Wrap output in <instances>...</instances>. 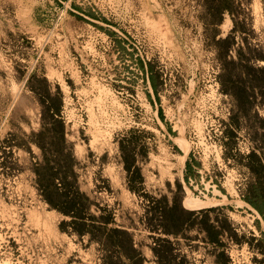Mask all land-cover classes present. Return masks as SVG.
<instances>
[{
  "label": "rangeland",
  "instance_id": "1",
  "mask_svg": "<svg viewBox=\"0 0 264 264\" xmlns=\"http://www.w3.org/2000/svg\"><path fill=\"white\" fill-rule=\"evenodd\" d=\"M225 2L0 0V264H138L137 252L142 264H218L222 250L221 264H264L260 215L243 198L245 157L264 145V0H232L235 20ZM45 81L90 203L81 234L38 188ZM174 200L220 208L223 249L193 241L200 214L193 226L163 218Z\"/></svg>",
  "mask_w": 264,
  "mask_h": 264
},
{
  "label": "trees",
  "instance_id": "2",
  "mask_svg": "<svg viewBox=\"0 0 264 264\" xmlns=\"http://www.w3.org/2000/svg\"><path fill=\"white\" fill-rule=\"evenodd\" d=\"M219 11L221 13H229L232 17L235 15L234 4L232 0H226L224 4L220 6ZM234 19V17H233ZM235 20V19H234ZM230 36L225 37L220 42H227ZM264 70V69H262ZM46 89L41 95L42 97V117H41V126L42 129L38 133L39 137V147L43 151V164L38 168L37 174L39 179L38 188L43 195L45 201L50 208H54L59 212H62L65 215H69L72 218L71 224L74 226L76 231L81 234L84 232L86 224L85 211H87L86 203L88 198L81 192L78 182H77V173L73 167V158L71 153H66L65 151V142H66V125L64 120L61 117L62 113V101L56 93L53 95L50 89V85L47 81ZM152 83L154 89H156V83L154 77H152ZM225 91V90H224ZM223 91V92H224ZM237 102L239 104V99ZM249 99V98H248ZM247 103H252L248 101ZM237 125V122H234ZM51 135V142L47 143L48 148L45 144V138ZM229 140L225 142V145H232L231 150L236 149V142L233 141L234 133H227ZM264 145L258 146L259 152L254 149L245 157L248 160V172L253 176L254 182L247 183L245 190L243 191L244 201L248 202L255 210H257L264 219ZM124 163L126 170L132 172V163H130L129 157H124ZM59 179L60 182L56 183L55 181ZM172 206L166 211L164 208H160L163 218L165 216H170V223H177L182 221L183 216H189L192 220L193 216L197 214L203 215L204 229L207 233V238L212 244L214 249H223L224 244L222 241L224 230L218 225V215L221 213L220 208H207L204 210L187 212L184 209H181L178 204L172 201ZM90 204V203H87ZM210 221L212 223L210 224ZM102 228V227H99ZM107 237H114V245L117 248L122 247L121 238H125L133 246L132 237L128 236L126 230H121L118 228L106 229ZM167 234L174 235V229L166 231ZM129 237V240H128ZM172 244H158V246L153 248L154 254L158 263L161 262V247L170 248ZM172 250V248H170ZM169 249V250H170ZM136 252V249H134ZM216 253V251H215ZM216 262L221 264L223 259L229 260V256L222 250L215 254ZM136 257H138V264H142L141 253L137 252ZM175 258V257H174Z\"/></svg>",
  "mask_w": 264,
  "mask_h": 264
},
{
  "label": "crops",
  "instance_id": "3",
  "mask_svg": "<svg viewBox=\"0 0 264 264\" xmlns=\"http://www.w3.org/2000/svg\"><path fill=\"white\" fill-rule=\"evenodd\" d=\"M194 175V170H193V166H192V164H191V162L188 160V162L186 163V179H187V181L189 182V179H190V177L191 176H193ZM190 176V177H189ZM245 188H246V186H245ZM245 188H244V190H245ZM245 203H247V205H249L250 207H252L248 202H245ZM208 208V207H207ZM207 208H205V207H202V208H200L199 210H204V209H207ZM209 208H212V207H209ZM253 208V207H252ZM185 211H187V212H194V211H199V210H195V209H193V210H187V209H185V208H183ZM254 209V208H253ZM257 211V210H256ZM257 213L260 215V213L257 211ZM201 215V214H200ZM196 216V215H195ZM201 217H203V215H201ZM190 217L188 216V220H185L184 221V219H182V221H179V222H177V223H181V222H188L189 224H191V226H193V225H195L196 223H195V221L192 219V220H190L189 219ZM192 218H194V216L192 217ZM259 222H258V230L260 231V234H261V238L262 239H264V219H263V217L260 215V220H258ZM212 223V221H210V224ZM189 229H192L191 227L189 228ZM174 232H175V234L173 235V236H175V237H178V234H177V232H176V230L174 229ZM197 232H198V234H197V236H195V237H192V239H193V241L195 242V243H197V244H202L201 246H203V248L204 249H210V248H212L213 246H212V244L209 242V240H208V238H207V233H206V231L204 230V229H202V228H199V227H197ZM179 236H181V233H180V235ZM222 238V240H223V237H221ZM256 241H258V242H260L261 240H259V239H256ZM191 248V247H190ZM200 248V247H199ZM154 252V251H153ZM174 253H175V251H174ZM176 255V254H175Z\"/></svg>",
  "mask_w": 264,
  "mask_h": 264
},
{
  "label": "bare ground",
  "instance_id": "4",
  "mask_svg": "<svg viewBox=\"0 0 264 264\" xmlns=\"http://www.w3.org/2000/svg\"><path fill=\"white\" fill-rule=\"evenodd\" d=\"M185 202V205L188 207V208H195V206H198L199 203H197L196 201L192 200V199H187Z\"/></svg>",
  "mask_w": 264,
  "mask_h": 264
}]
</instances>
